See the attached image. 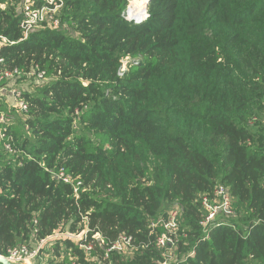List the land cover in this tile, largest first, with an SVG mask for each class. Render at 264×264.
<instances>
[{"label": "trees", "instance_id": "trees-1", "mask_svg": "<svg viewBox=\"0 0 264 264\" xmlns=\"http://www.w3.org/2000/svg\"><path fill=\"white\" fill-rule=\"evenodd\" d=\"M62 1L59 28L24 39L23 2L0 0L1 66L46 77L9 118L15 155L0 143V251L87 231L35 264H264V0H150L141 23L130 0ZM219 186L236 214L206 235L201 197ZM169 208L173 261L152 227ZM123 234L135 250L105 258Z\"/></svg>", "mask_w": 264, "mask_h": 264}, {"label": "built area", "instance_id": "built-area-1", "mask_svg": "<svg viewBox=\"0 0 264 264\" xmlns=\"http://www.w3.org/2000/svg\"><path fill=\"white\" fill-rule=\"evenodd\" d=\"M24 4L25 17L22 22V29L24 32V39H27L32 29L41 25L43 22H48L49 26L56 29L60 26V20L57 16L61 9L63 8L62 0H44L47 2L42 8H35L34 0H21ZM131 4V2H130ZM130 8V7H129ZM148 18V15H146ZM124 19L129 20L128 13L123 15ZM146 20L145 18L142 20ZM140 22V21H137ZM5 40V39H4ZM3 60L0 59V93L7 92L12 95L17 107L19 108L20 113H26L28 111V104L23 98V92L18 87H15L13 90L4 86L6 83L20 78L22 76L21 72L18 69H7L1 66ZM124 63V69L119 72V76L123 77L127 65ZM38 69V68H36ZM36 76L39 82H44L46 80L45 72H38L30 74ZM8 85V84H7ZM9 124L10 119L5 112H0V143H2L4 149L12 155H15V149L13 146V137L9 133ZM8 135H10L8 137ZM60 180H63L65 183H72V179L68 176L65 170H61L58 175ZM82 185L81 182L78 183L75 189V193L78 195L79 187ZM201 205L203 208L204 216L201 222V225L205 229L206 235L208 234L209 227L212 224H216L219 218H228L232 219L235 217V208L233 204L232 197L225 186H219L212 195H203L201 197ZM175 209V208H174ZM171 209L168 211L166 216H162L157 220L152 222L153 228H161L156 237V246L161 250H168L169 247H174L178 242V231L180 228V221L183 218V211L180 208ZM221 223V221H220ZM223 223V222H222ZM221 223V224H222ZM87 231H83L78 235H73L69 233L57 232L53 236H49L45 239H42L36 244L34 248L28 245H19L12 249H9L7 253L0 251V264H35L36 260L40 256L41 249H44L48 246V241L59 238L65 239L69 238L75 243H82ZM60 235V236H59ZM57 240V239H56ZM133 237L127 236L125 234L121 235L117 241L107 245V250L105 253V258H109L110 253L113 251H119L123 253H132L135 248L132 246ZM83 249H86L87 252L93 250L92 242H89L86 245L81 246ZM168 261V260H167ZM72 264H78L76 260H72ZM164 264H167L164 263Z\"/></svg>", "mask_w": 264, "mask_h": 264}, {"label": "rangeland", "instance_id": "rangeland-1", "mask_svg": "<svg viewBox=\"0 0 264 264\" xmlns=\"http://www.w3.org/2000/svg\"><path fill=\"white\" fill-rule=\"evenodd\" d=\"M134 1L135 0H131L132 3ZM124 61L126 63L125 65H127L131 62V59L127 58ZM34 78L35 77L32 75L26 76L25 78L24 77L23 78H17L15 80L11 81L10 83H6L4 86H7V88H9L10 90H13L15 87H18L19 89H21V91H32L33 92L35 90V85H34L35 83L43 84L46 82V80L44 82H39V80L37 78H35V79ZM0 108L5 110V112L7 113V115L9 116V118L11 120L23 121V116L21 115L19 108L17 107V104H16L13 96L8 94L7 92L0 93ZM149 167H150L151 171L155 170L156 160L153 157H151V159H150ZM100 191L103 192V195H105V194L109 195V193L106 190L100 189ZM172 209H174V208H172ZM175 209H177V208H175ZM169 211H171V208H169ZM56 239H59V238L57 237L55 239L49 240L48 243L53 242ZM46 248H50V247L46 246ZM171 253H172V251H167V250L164 253V255L166 256L168 261H173V258H171V256H170ZM45 257L47 259L50 256L46 255Z\"/></svg>", "mask_w": 264, "mask_h": 264}, {"label": "bare ground", "instance_id": "bare-ground-1", "mask_svg": "<svg viewBox=\"0 0 264 264\" xmlns=\"http://www.w3.org/2000/svg\"><path fill=\"white\" fill-rule=\"evenodd\" d=\"M148 0H135L133 3H131L130 9H129V19L130 20H136V21H142L145 17L147 7H148Z\"/></svg>", "mask_w": 264, "mask_h": 264}, {"label": "clouds", "instance_id": "clouds-1", "mask_svg": "<svg viewBox=\"0 0 264 264\" xmlns=\"http://www.w3.org/2000/svg\"><path fill=\"white\" fill-rule=\"evenodd\" d=\"M130 2H131V0H130ZM129 7H130V3H129ZM129 7H128V11L126 12V13H128V14H129V9H130ZM126 13H125V14H126ZM146 15H148L147 11H146V14H145V17H144V18L147 20V16H146ZM125 20H126V19H125ZM127 21H128V22H133V23H141V22H142V21L137 22L136 20H133V21H132V20H130V21L127 20ZM144 21H145V20H144Z\"/></svg>", "mask_w": 264, "mask_h": 264}, {"label": "water", "instance_id": "water-1", "mask_svg": "<svg viewBox=\"0 0 264 264\" xmlns=\"http://www.w3.org/2000/svg\"><path fill=\"white\" fill-rule=\"evenodd\" d=\"M149 3H150V0H148V5H149ZM2 263H3V264H5V262H4V261H2Z\"/></svg>", "mask_w": 264, "mask_h": 264}]
</instances>
